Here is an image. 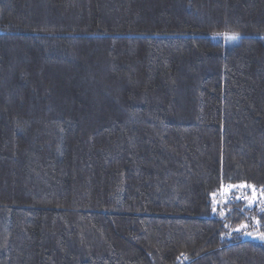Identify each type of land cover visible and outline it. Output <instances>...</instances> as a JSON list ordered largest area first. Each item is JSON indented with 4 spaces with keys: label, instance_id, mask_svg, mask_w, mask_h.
Instances as JSON below:
<instances>
[{
    "label": "trees",
    "instance_id": "obj_1",
    "mask_svg": "<svg viewBox=\"0 0 264 264\" xmlns=\"http://www.w3.org/2000/svg\"><path fill=\"white\" fill-rule=\"evenodd\" d=\"M237 185L264 0H0V264H264Z\"/></svg>",
    "mask_w": 264,
    "mask_h": 264
},
{
    "label": "rangeland",
    "instance_id": "obj_2",
    "mask_svg": "<svg viewBox=\"0 0 264 264\" xmlns=\"http://www.w3.org/2000/svg\"><path fill=\"white\" fill-rule=\"evenodd\" d=\"M219 39L224 40L228 47L233 46V42H235L231 37H220ZM214 198H216L214 201L215 213L218 211V206L232 198H236L237 202L246 203L247 222L240 226L236 232L245 239L264 241V190L246 185L228 186Z\"/></svg>",
    "mask_w": 264,
    "mask_h": 264
},
{
    "label": "snow or ice",
    "instance_id": "obj_3",
    "mask_svg": "<svg viewBox=\"0 0 264 264\" xmlns=\"http://www.w3.org/2000/svg\"><path fill=\"white\" fill-rule=\"evenodd\" d=\"M233 39H235L236 37H232Z\"/></svg>",
    "mask_w": 264,
    "mask_h": 264
}]
</instances>
